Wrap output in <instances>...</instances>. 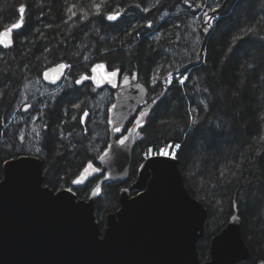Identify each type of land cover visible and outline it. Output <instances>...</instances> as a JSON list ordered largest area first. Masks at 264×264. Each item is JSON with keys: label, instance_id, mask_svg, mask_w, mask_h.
I'll return each instance as SVG.
<instances>
[{"label": "trees", "instance_id": "obj_1", "mask_svg": "<svg viewBox=\"0 0 264 264\" xmlns=\"http://www.w3.org/2000/svg\"><path fill=\"white\" fill-rule=\"evenodd\" d=\"M214 1L219 18L206 40L205 56L179 74H186L184 84L172 80L150 112L139 131L126 183L134 180L136 157L140 160L144 150L180 144L176 159L184 184L207 209L205 236L198 242L200 259L208 260L210 239L226 226L236 203L251 253L240 264H257L264 259V0ZM205 2L0 0V31L18 23V8L26 6L13 47H0V180L5 161L28 154L18 148L22 126L12 120L27 84L61 62L70 66L74 78L90 75L92 65L103 62L109 70L137 75L152 100L161 94L168 72L196 59L193 41L181 53L176 40L187 24L181 15L199 12ZM121 12L116 22L106 19ZM164 15L168 18L161 22ZM156 26L159 36L153 38L148 33ZM92 89L75 88L46 104L41 132L45 185L72 188L78 199H87L96 182L72 184L87 163L96 162L90 134L79 120ZM119 188L117 183L103 186L96 202L101 227L106 214L118 209Z\"/></svg>", "mask_w": 264, "mask_h": 264}, {"label": "water", "instance_id": "obj_2", "mask_svg": "<svg viewBox=\"0 0 264 264\" xmlns=\"http://www.w3.org/2000/svg\"><path fill=\"white\" fill-rule=\"evenodd\" d=\"M219 11H207L202 16V41L196 60L168 72L161 80V94L152 100H148V87L137 75L109 70L103 62L92 65L87 79L94 86L108 87L113 102L107 108L108 142L97 161L87 163L75 178L83 180L75 186L97 178L87 199H78L69 188L53 190L46 186L43 161L38 157L25 155L4 162L0 180V264H239L250 260L234 203L226 226L211 238L209 260L200 261L197 243L204 236L207 209L189 194L176 158L143 160L139 165L145 166L138 165L130 186L119 188L118 209L105 216L103 230L95 214L104 184H123L129 179L136 136L164 98L167 80L202 62ZM123 14L118 13L119 18ZM16 26L0 31L1 48L13 47L17 28L12 27ZM69 70L68 64L61 62L45 69L41 80L51 87L60 85ZM141 112L148 113L142 120ZM115 127L122 132L115 133ZM127 137L124 145L118 143ZM105 152L108 155L100 160ZM96 168L100 171L94 172ZM97 185L101 190L93 195ZM257 264H264V259Z\"/></svg>", "mask_w": 264, "mask_h": 264}, {"label": "rangeland", "instance_id": "obj_3", "mask_svg": "<svg viewBox=\"0 0 264 264\" xmlns=\"http://www.w3.org/2000/svg\"><path fill=\"white\" fill-rule=\"evenodd\" d=\"M225 4L223 5L224 7L221 6L223 9L226 8ZM218 8L219 7L217 6V4H215L214 0H206V2L204 3L203 7L201 8L199 12L186 13L184 15L180 14L181 16H183L182 20H185L187 24L182 30H180L179 34L177 35L176 42L177 44L179 43L180 44L176 47L179 50V52L182 53L183 51H180V49L184 50L185 48L184 46L188 44L191 45L193 41L194 45L196 46L195 51L196 53H198L199 45H200L201 37H202L201 32H200L202 15L207 11L212 12V11L217 10ZM218 18L219 16L215 18V23L217 22ZM157 26L156 28L154 27L148 33L149 36H152L153 38H158L159 33L158 34L156 33ZM178 55L179 54H177V56ZM204 56L205 54L203 53L202 58H204ZM194 61L192 60V62ZM187 71H189V69ZM183 77H186V74L181 77L178 75H174L173 78L167 80V84L170 85L174 78L178 79V82H179L180 79H182ZM68 80H69V77H68ZM68 80L67 82H69ZM169 81L171 82L169 83ZM67 82L65 81L64 83L57 85L55 88H53L51 86L46 85L40 79V80L32 81L29 84H27L25 90L23 91L21 95L20 103L17 106V109L12 116V120L15 122V124L22 126V129L20 130L21 133L18 139L20 143L19 144L20 146L18 148L24 149L26 153H28L27 155L35 156L39 158V155L41 152V148H40L41 132L46 125V120L44 117V110H45L46 104H49V103L53 104L55 102L56 98L61 95L62 89L65 87ZM71 88H74V87H71ZM88 102H89L88 109L84 110L79 115V120L82 125L81 127H83L90 134L89 139H92L91 141L89 140V143H91L90 145H92L91 152L95 155L96 161H97L99 154L102 152V150L105 148L108 142L107 108L113 102V93L108 87H102L101 89L94 88L92 89L91 94L88 97ZM28 103L31 105V109L28 111H24L23 106L27 105ZM85 114H86L85 120L82 121L83 120L82 118ZM3 135L4 134H2L1 132L0 142H3L4 140L2 138ZM139 136L140 134L138 133L136 136L137 138L136 141L139 140L140 138ZM172 146L174 150V145ZM37 148L40 149L39 153L36 152ZM159 149L165 150V146ZM146 152H147V149L142 152V156ZM136 158H137V161H139V158L138 157ZM141 160H144V159L141 158L140 161ZM133 169L136 170L135 167H133ZM130 171L132 170L130 169ZM135 176H136V171H135ZM126 182L123 184H119L120 187L122 185L129 187L130 185L128 186ZM96 218H97V215H96ZM104 227H105V217H104V225L102 227L100 225L101 230H103Z\"/></svg>", "mask_w": 264, "mask_h": 264}, {"label": "snow or ice", "instance_id": "obj_4", "mask_svg": "<svg viewBox=\"0 0 264 264\" xmlns=\"http://www.w3.org/2000/svg\"><path fill=\"white\" fill-rule=\"evenodd\" d=\"M18 12L20 13V22L19 23H16V24H13V25H17L16 27H12L13 29H16V28H20L23 24V21H24V13L26 12V6L22 5L18 8ZM207 15V14H206ZM107 20L109 21H114V20H118L119 19V15L118 14H110L106 17ZM149 27H151V24L148 25ZM211 27V24L208 25V28ZM208 28L207 31H208ZM117 75V73H115V76ZM83 79H87V77H84ZM133 79H136V77H133ZM187 80V77H183L182 79H180L179 83L180 84H184L185 81ZM83 81L82 80H76V84H81ZM128 82V78L125 77V83ZM171 81H169L170 83ZM155 83V82H153ZM137 87H139V85H137ZM203 103V102H202ZM74 107H79V105H74ZM148 113L147 112H141L140 113V119L142 120L145 116H147ZM75 119V117H74ZM137 123H139V121H137ZM193 123H195V120L193 121ZM113 131L117 134L121 133L122 132V129L120 127H115L113 128ZM128 139V137L126 139H119L118 140V143L120 145H124L126 140ZM181 145L180 144H175L174 145V150H173V146H170V145H166L165 146V150H161L159 149L158 147L157 148H152V147H149L147 149V152L142 156V159H144L146 162L148 161H152L154 159V157L156 156H165V157H170L172 159H175L178 155V150L180 149ZM36 152L39 153L40 152V149L37 148L36 149ZM108 153L105 152L103 155H101L99 158L100 160H104L105 156H107ZM145 165L141 164L139 165V167H144ZM92 165L89 164L88 165V168H91ZM85 171H87V168L85 169ZM94 172H99L100 169L99 168H96V169H93ZM83 183V180H80V179H74L72 180V184H81ZM100 186L97 185L96 189L94 190L93 192V195L97 194L100 192ZM69 192L72 191L71 188L68 189ZM237 217H233V220H236Z\"/></svg>", "mask_w": 264, "mask_h": 264}, {"label": "flooded vegetation", "instance_id": "obj_5", "mask_svg": "<svg viewBox=\"0 0 264 264\" xmlns=\"http://www.w3.org/2000/svg\"><path fill=\"white\" fill-rule=\"evenodd\" d=\"M166 18H168V15L167 16H163L162 18H161V21H163V20H165ZM119 20V19H118ZM117 21V20H116ZM115 21V22H116ZM18 29V28H17ZM17 29L15 30V31H17ZM14 31V32H15ZM14 32H13V39H14ZM196 57H197V55H196ZM196 60V59H195ZM191 63V62H190ZM70 71V70H69ZM90 75H84V76H82L81 78H74V77H72V76H70L69 75V72L66 74V77H65V79L63 80V82L62 83H64L65 81L67 82V80H68V77H69V82H67V84L65 85V87L62 89V93L63 92H69L70 90H72V89H74V88H84L85 86H91L93 89L94 88H98V89H101L100 87H97V86H94L90 81H89V79H83L84 77H89ZM41 79V78H40ZM76 80H82L83 82L81 83V84H76L75 82H76ZM61 83V84H62ZM56 86H54L53 88H55ZM71 87H74V88H71ZM31 109V105L28 103L27 105H24L23 106V110L24 111H28V110H30ZM85 117H86V114L83 116V120L82 121H84L85 120ZM143 160H139V161H136V163H135V165H134V167H135V169H137V167H138V165L142 162ZM93 163V162H92ZM131 174V173H130ZM96 179V181H97V178H95ZM96 183V182H95ZM94 183V184H95ZM75 186V185H74ZM218 234V233H217ZM204 236H205V230H204ZM203 236V237H204ZM202 237V238H203ZM213 237V236H212ZM201 239V238H200ZM199 239V240H200ZM210 241H211V239H210ZM199 242V241H198ZM209 245H210V242H209ZM197 248H198V243H197ZM209 250V249H208ZM199 254V253H198ZM208 260H209V258H208ZM200 261L201 262H205V261H207V260H201L200 259ZM240 264V263H239Z\"/></svg>", "mask_w": 264, "mask_h": 264}]
</instances>
